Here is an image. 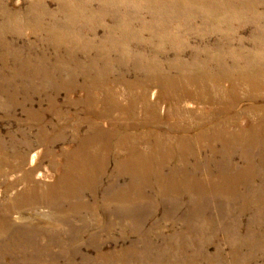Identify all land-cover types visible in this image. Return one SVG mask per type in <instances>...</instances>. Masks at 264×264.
Masks as SVG:
<instances>
[{
    "label": "rangeland",
    "instance_id": "374dc122",
    "mask_svg": "<svg viewBox=\"0 0 264 264\" xmlns=\"http://www.w3.org/2000/svg\"><path fill=\"white\" fill-rule=\"evenodd\" d=\"M193 69L211 75L220 71L231 80L182 86L170 79L186 77ZM157 75L167 80L161 83ZM234 97L236 105L230 101ZM10 100L15 107L9 108ZM51 100L56 107L50 110ZM80 100L118 102L122 110L111 111L101 122L104 127L112 120L132 122L128 106L133 101L135 116L149 120L146 100L164 123L165 134L172 132L168 126L178 124L190 127L194 136L217 113L218 106L205 100H220L219 109L228 111V132L255 128L263 113L255 106L264 104V0H0V141L11 144L10 136L20 144L24 134L33 145L24 161L30 185L22 172L11 174L12 168L0 163V214L12 210L8 219L13 226L30 221L38 230L57 233L51 207L16 204V195L28 185L46 193L58 178L52 166L62 164L56 156L69 151L66 146L77 138L74 123L84 117ZM170 106L178 109L173 120ZM29 110L45 114L40 126L46 127V139L67 138V143L54 145V157L42 156L48 149L34 136L39 127ZM55 126L60 128L54 131ZM241 136L248 139L244 132ZM255 142L258 146L236 142L229 149L237 168L256 167L257 177L243 199L253 203L264 197V143ZM2 153L0 144V159ZM245 155L249 161L241 158ZM115 171L110 163L95 200L81 197L91 209L100 207ZM118 184L123 187L129 179L120 178ZM161 190L146 188L143 196L131 195L129 207L116 211L111 227L97 226L80 242L63 232L52 245L51 235L37 237L26 230L25 237L32 240L4 244L8 254L0 264H264V245L256 243L258 234H264V204L262 210L251 205L240 213L242 200L223 197L214 203L208 199L194 213L188 197H165ZM174 200L181 205H173Z\"/></svg>",
    "mask_w": 264,
    "mask_h": 264
},
{
    "label": "bare ground",
    "instance_id": "6f19581e",
    "mask_svg": "<svg viewBox=\"0 0 264 264\" xmlns=\"http://www.w3.org/2000/svg\"><path fill=\"white\" fill-rule=\"evenodd\" d=\"M192 71L195 72L189 73L186 77L181 76L170 79L175 84L182 86L207 84L216 81L219 83L223 81L224 83L231 80L230 77L220 71L213 75L204 70L193 69ZM155 72L159 74V71ZM157 76L161 78L159 75ZM160 80L162 83L167 79L161 78ZM248 80L251 81L252 77L249 76ZM150 81H154V78L151 77ZM230 92L232 93L234 90H230ZM27 101L30 102V100ZM142 101L146 105L144 111L149 115V120L146 116L141 117V119L135 116L136 107L133 101L128 106V109L132 112V122L126 123L120 119L119 121L112 120L108 127H104L101 122L111 111L122 110L118 102L116 100L110 102L108 100H80L81 105H83L81 114L84 117L82 121H75L74 123L77 138H74V141L66 146L69 151L64 149V153L60 154L59 157L56 156V159L62 164L59 165L57 161L54 162L52 166L54 174L55 176L59 175L46 193L40 191V187L36 185L29 186L31 178L27 174L29 171L24 168V161L26 160L27 151L33 146L29 140L30 136L23 134L24 137L20 144L10 136L9 142L11 144L7 145L5 142L0 141L3 147L0 159L1 165L12 168L11 174L15 173L14 170L22 172L23 181L29 183L28 188L16 195L15 203L42 204L51 207L54 211L51 221L58 229L57 233H53L48 228L38 230V226L30 223V221L25 224L22 223V226L17 228L10 224L8 219L12 210L4 211L0 214V217L3 216L0 218V258H4L8 254V252H5L6 247L4 244L10 246L11 244H19L23 240H32L31 237H25L26 230H31L37 237L51 235L50 243L52 245L57 244V236H60L63 232L68 233L72 241V238H75V241L80 242L84 239L85 234H88L97 226H102V229H106L108 226L111 227L113 225L111 219L114 220L116 217V211L119 210L120 212L123 207H129L130 202H132L130 196H143L146 188L162 187L160 193L165 197L174 194L188 197V204L193 207L194 213L203 205L209 204L211 200L208 199H213L214 203L217 198L223 197L227 199L238 197L242 200L240 213H245L251 205L253 207L259 206L262 210L261 204H264V197L258 199L257 203L243 200L248 198L246 196L248 195L247 189H251L249 188L251 187L250 184L257 177L256 167L249 164L243 168H237L234 163V156L229 153L231 152L229 149L231 144L236 142L239 143V146L247 144L248 147L258 146L255 140L264 143V104L255 106L263 112L256 127H248L245 128L246 132L243 130L235 134L228 132L225 127L224 116L228 115V111L223 108V110L219 109L224 101L205 100L210 105L218 106V109H215L217 113L213 115L209 127L200 126L196 128L197 134L192 136L193 130L190 127L178 124L168 126V130L172 132L170 134L166 133L168 134L166 135L162 128L164 123L159 120L153 106L146 103V100ZM230 101L232 105L239 103L236 97ZM15 105L14 101L10 100L9 108H13ZM53 107H56V105L51 100L49 109H53ZM169 110L171 113L168 117L173 120L175 111H178V109L170 106ZM54 111L60 118L62 117V113L57 110ZM28 115L39 127L34 136H36L38 142L42 141L48 149L42 156L45 158L54 157L52 151L54 145L59 142L67 143V138L63 135H55V138L46 139V127L40 126L45 122V114L41 111L30 113L29 110ZM160 116L166 119V114L163 116L160 113ZM84 127H86V130L83 132ZM59 128L60 126H55L53 130ZM173 131H180L181 134L176 135L177 132ZM243 132L248 139L241 136ZM198 144L204 146L197 147ZM218 146H220V150ZM118 151L123 152V154H119ZM243 152L245 154V151ZM41 154L35 156L34 163L40 159ZM249 157L246 155L241 156L243 160L248 161ZM110 163L116 165V171L112 176L109 187L103 192L105 196L111 195L107 198L104 196L103 201L99 203L100 207L93 210L81 197L91 195L93 200L97 198L103 179L107 176ZM212 166L217 168L215 173H201L202 167L210 169ZM188 167L192 168L191 172ZM166 170H169L170 173L166 174ZM201 175H204L202 178H206L205 181L201 179ZM123 177L129 179V184L119 188L118 181ZM261 180L264 181V178L262 177ZM242 188L244 191L241 193L240 189ZM10 190H14V187L12 186ZM261 192H264V185ZM180 203L178 200L172 201L175 206H180ZM16 204H13V206ZM111 204H115V207H111ZM98 218H101L102 224H100ZM106 219L108 220L107 223ZM63 226H67L68 229L62 230ZM262 229L264 230V228ZM258 235L261 237L256 238V243L264 245V234L261 232Z\"/></svg>",
    "mask_w": 264,
    "mask_h": 264
}]
</instances>
